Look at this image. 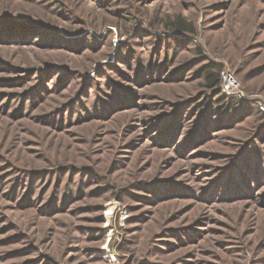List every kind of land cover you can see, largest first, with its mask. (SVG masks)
<instances>
[{
  "label": "rangeland",
  "instance_id": "1",
  "mask_svg": "<svg viewBox=\"0 0 264 264\" xmlns=\"http://www.w3.org/2000/svg\"><path fill=\"white\" fill-rule=\"evenodd\" d=\"M0 264H264V0H0Z\"/></svg>",
  "mask_w": 264,
  "mask_h": 264
},
{
  "label": "trees",
  "instance_id": "2",
  "mask_svg": "<svg viewBox=\"0 0 264 264\" xmlns=\"http://www.w3.org/2000/svg\"><path fill=\"white\" fill-rule=\"evenodd\" d=\"M214 67L213 64H207L202 66V68H200L201 71H204L206 73L205 78L207 80V83L210 87H216L220 84L221 82V77H220V69L213 72L211 71V68Z\"/></svg>",
  "mask_w": 264,
  "mask_h": 264
},
{
  "label": "built area",
  "instance_id": "3",
  "mask_svg": "<svg viewBox=\"0 0 264 264\" xmlns=\"http://www.w3.org/2000/svg\"><path fill=\"white\" fill-rule=\"evenodd\" d=\"M228 80V82H230L231 81V79L229 78V79H227ZM229 85H230V83H228Z\"/></svg>",
  "mask_w": 264,
  "mask_h": 264
},
{
  "label": "bare ground",
  "instance_id": "4",
  "mask_svg": "<svg viewBox=\"0 0 264 264\" xmlns=\"http://www.w3.org/2000/svg\"><path fill=\"white\" fill-rule=\"evenodd\" d=\"M110 208V207H109Z\"/></svg>",
  "mask_w": 264,
  "mask_h": 264
}]
</instances>
